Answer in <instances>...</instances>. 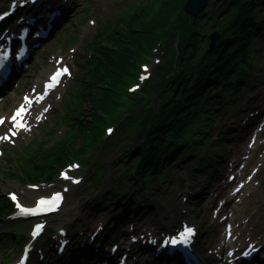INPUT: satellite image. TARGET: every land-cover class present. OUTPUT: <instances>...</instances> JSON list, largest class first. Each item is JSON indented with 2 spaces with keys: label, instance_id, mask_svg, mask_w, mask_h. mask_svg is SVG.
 Returning a JSON list of instances; mask_svg holds the SVG:
<instances>
[{
  "label": "trees",
  "instance_id": "1",
  "mask_svg": "<svg viewBox=\"0 0 264 264\" xmlns=\"http://www.w3.org/2000/svg\"><path fill=\"white\" fill-rule=\"evenodd\" d=\"M164 1L165 4L162 11L154 16L150 23H147V21L150 16L151 4L155 3L156 0H152V3L145 9L140 10L139 14L131 21L122 25L117 36L107 42L100 50V53H98L94 59L89 82L83 94L87 104L92 108H94V106L98 108L99 106L101 111L107 113L114 110L117 99L123 94L122 87L125 85V79L131 76L132 70H136L135 62L139 61L141 52L145 50L146 47L153 45L159 40V37L155 36L156 31L165 27L171 28L170 21L177 17L186 0ZM240 5L241 0L233 1V7L238 11L235 18H233L234 27H238L237 34L240 33L241 29L239 22L246 16V14L242 12ZM170 37L171 35H169V38ZM194 42L193 30L183 32L182 46L184 49L191 47V44ZM194 52L195 50H193L192 54H194ZM217 55L219 56V51H217ZM211 62L214 61L212 60ZM184 71L187 72V75H184ZM193 73V68H185L175 76L174 80L175 85H177L175 93L183 91L186 93V96L188 94L192 96L188 98L186 96L183 98L174 96L171 100L167 98L159 107L161 108L160 112L158 114H153V116H149L146 102L151 98L150 93L152 89L148 86L144 90V100H139L138 106H140V109L135 115L132 114L123 126L124 130H126L124 133L132 132L133 126L136 124V129H138V124L140 123L139 128H142V131L146 134V141L142 149H145V152H147L146 159H150L152 163L156 161L154 158L157 149L155 146L156 141H158L160 145V140L166 137V133L170 131L172 126L174 128L180 127L179 119L182 112H178L179 115H176L179 107L170 108L171 103L180 100L182 104L187 106L190 102H193L192 97L197 96L199 93V90L196 91L195 88L189 89L188 85L183 82L187 77H192ZM97 96L100 97L99 101L96 100ZM96 121L98 120L94 115L89 122L85 121L80 135L81 140H84L85 137L88 140L89 137L93 136V133L100 132L99 127L95 126ZM154 122H157V128L153 131H151V129L147 130V125H152ZM83 143L87 145L85 140Z\"/></svg>",
  "mask_w": 264,
  "mask_h": 264
},
{
  "label": "snow or ice",
  "instance_id": "2",
  "mask_svg": "<svg viewBox=\"0 0 264 264\" xmlns=\"http://www.w3.org/2000/svg\"><path fill=\"white\" fill-rule=\"evenodd\" d=\"M34 2V0H33ZM7 14V13H6ZM3 17H0V19H2ZM7 59V53H5L3 56H0V68H6V66L4 65V61ZM147 69H145L146 71ZM68 69L66 67L61 68V69H57V71L54 73V75H52L50 77V81L47 84V89H51L53 87H55V85L57 83H59V78L62 75L67 74ZM141 79H144V77H141ZM42 98V97H41ZM25 103H31V101L26 98L25 99ZM24 116H25V109L24 106L22 105L10 118L12 127L9 128V132L11 134V136H15L16 135V130L19 129H24L27 130L25 124L23 123L24 120ZM5 121L3 118H0V124H3ZM109 132H111V129H109ZM0 140H9V136L8 135H4V136H0ZM62 176H64V174H61ZM65 179H68L69 177L64 176ZM74 183H77L78 181L73 180ZM13 200H16L15 196H12ZM61 199L59 194H56L55 196H53L50 200H41L39 201V204L37 205L38 209H48V210H54L55 207L57 206L58 201ZM17 208H20L21 212L24 214H28V213H33L35 212L37 209L34 208H24L21 207L20 204L16 205ZM39 227V225L37 226ZM192 235V229L191 228H184L182 232L179 233V236L177 238H172L169 241H166L165 243H170L173 246L176 245H183V244H187L189 237ZM244 255H248V253H244Z\"/></svg>",
  "mask_w": 264,
  "mask_h": 264
},
{
  "label": "rangeland",
  "instance_id": "3",
  "mask_svg": "<svg viewBox=\"0 0 264 264\" xmlns=\"http://www.w3.org/2000/svg\"><path fill=\"white\" fill-rule=\"evenodd\" d=\"M219 3L220 2H218V3H216V4H214V5L211 6V2H210L209 5L207 6V9L208 8H212V9L215 10L216 13H218L219 15H221L222 14V12L220 10V7L221 6L219 5ZM203 21L204 20L201 21L202 22L201 23L202 25H203ZM208 25L209 24L206 23L204 25V29L206 30L207 34L209 35V34H211L212 32H214L216 30L215 28L217 26L210 27ZM136 145H138V144H135V142L134 143H131V144H129L128 142H126V143H123V144H120V145H116L105 156L104 155L102 156V159L104 161V165L107 166L106 168H108V170L106 169V174L104 175V181H106L109 178H111L109 182H112V180L114 178H116L115 175H114V173H116V170L119 168V160L118 159H120V158L117 157V156L120 154V152L127 151L126 153H129L128 150H130L131 147H134ZM103 153H105V152H103ZM88 167H93V165H90ZM88 171H91V168H89ZM92 171H93V168H92ZM110 188H111V186H104V182H102V183H100V185H98V188H95V190H96L95 191V194L102 195V194L105 193L106 190H108Z\"/></svg>",
  "mask_w": 264,
  "mask_h": 264
},
{
  "label": "bare ground",
  "instance_id": "4",
  "mask_svg": "<svg viewBox=\"0 0 264 264\" xmlns=\"http://www.w3.org/2000/svg\"><path fill=\"white\" fill-rule=\"evenodd\" d=\"M15 25H16L17 27H20L21 30H22V24H21L20 22L16 23ZM2 90H3V89H2ZM4 90H5V89H4ZM0 91H1V90H0ZM71 187H72V186H71ZM72 188H74V187H72ZM70 194H72V190L70 191ZM71 198H72L71 195L68 196L67 201L70 202V201H71ZM74 203H75V201L73 202L72 205H74ZM72 205H71V206H72ZM79 241H83L81 237H80L79 239H77L76 241H72L70 246H71V247L74 246V244H75L76 242H79ZM90 258H91V257H90Z\"/></svg>",
  "mask_w": 264,
  "mask_h": 264
},
{
  "label": "water",
  "instance_id": "5",
  "mask_svg": "<svg viewBox=\"0 0 264 264\" xmlns=\"http://www.w3.org/2000/svg\"><path fill=\"white\" fill-rule=\"evenodd\" d=\"M198 3H202V1L201 0H190L189 4H190L191 7L189 5H187L184 8L185 12H187V13L193 12L192 7L195 6Z\"/></svg>",
  "mask_w": 264,
  "mask_h": 264
}]
</instances>
